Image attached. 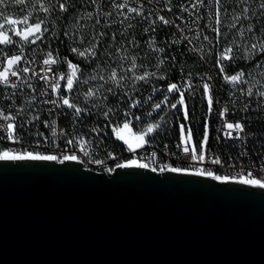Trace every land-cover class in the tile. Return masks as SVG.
I'll list each match as a JSON object with an SVG mask.
<instances>
[{
    "label": "snow or ice",
    "instance_id": "1",
    "mask_svg": "<svg viewBox=\"0 0 264 264\" xmlns=\"http://www.w3.org/2000/svg\"><path fill=\"white\" fill-rule=\"evenodd\" d=\"M154 0H147L151 5ZM256 0H253L255 3ZM234 6L231 11L225 7V0H194L190 7L194 13H189L194 19L192 27H185L184 24H177L175 19H169L159 12L147 11L145 0H0V90L6 91L5 98L13 99L17 91L22 88L36 91L32 80L34 78L44 81L46 87L40 92V103L53 106L49 109L51 114L54 108H67L72 111L73 116L79 119L82 114L91 109H103L102 115L109 121L105 127L111 128V133L117 141H122L126 145V151L135 154L145 145L150 144L151 134L158 130H163L161 121L167 123L165 116L159 117L156 122L154 113L163 111L162 106L177 109L181 106L183 119L185 122L190 120V114L186 105V92L194 95V86L192 84L193 73H185L180 69L183 82H168L163 89L153 86L151 94L147 99L136 98L134 93L138 91L136 85L152 83L154 80L167 81L166 65L167 53L164 47H157V41L154 35H150L147 48L153 53H164L165 56L156 59L154 64L146 65L141 59L138 51H129L139 49L140 44L135 37L128 38L129 29L133 27L131 21L137 17L149 24L144 28L145 33L154 34L157 28H174V39L170 41L172 45L186 42L188 52L199 56L200 61L207 62L212 60L213 67L218 70L217 76L223 81L224 85H230L228 95L233 106L240 97L252 98L258 97L264 101V64L257 57H264V31L256 29L252 23L244 24V21H251L258 15L252 11L249 0H233ZM21 7L23 12L27 8H32L33 12L24 14L22 19H16L6 14L10 7ZM91 7V10H88ZM173 0H164L162 11L171 13L173 11ZM180 12H189V7L180 5ZM200 8H208V23L202 27L198 23L203 17L199 14ZM110 9V10H107ZM259 15H264V0L258 2ZM147 13V14H146ZM42 14V15H40ZM69 17L71 22L69 24ZM176 19H183L182 16ZM61 20H64L61 35L65 40H70L72 45L70 51L74 56L80 58L79 63H74L67 57L61 58L58 52L51 49L50 44L47 51H43L42 68L37 72L27 66L35 63V59H28L25 55V49L37 45L38 42H45L50 36L59 39L55 32L56 26ZM127 22V23H126ZM124 26L119 31L121 39H117L118 33L113 26ZM113 29L111 33L107 30ZM204 29L211 32V36L205 34ZM192 32L189 36L186 33ZM176 33H179L177 36ZM15 38V39H14ZM64 41L62 40L61 43ZM204 42H207L206 44ZM11 53V54H10ZM149 52L144 53L147 58ZM173 60L175 58L173 57ZM237 61L252 63V67L258 69L255 75L249 73L245 68L229 73L228 69L234 67ZM61 64L66 65L67 71H57ZM173 63L170 67H175ZM149 67L155 70H149ZM87 70V75L85 74ZM43 73V74H42ZM196 75L202 81L203 98L207 103V114L215 112L217 118L221 121L217 129V140L222 134L225 139L243 140L242 134L245 133V124L237 120L231 122L227 117L230 112L228 106L219 108L214 104H219L213 93L214 79L207 73ZM61 81L64 82L61 85ZM130 82L131 87H128ZM86 86V87H85ZM81 88L83 91L81 92ZM50 89V92H49ZM119 90V92H117ZM157 92H161L163 98L153 103V97ZM0 94H5L0 91ZM170 94H178L175 103L169 100ZM111 96L127 97L126 108L108 107L105 102ZM75 97V99L70 98ZM55 97V98H52ZM85 107H80L76 100L81 99ZM36 100L33 96L28 102L29 105ZM147 105L151 110H146L142 115H135L133 109H139ZM11 105L0 107V128L7 133L6 139L13 143H19L20 138L17 133V117L24 112L22 107L9 111ZM249 105L244 104L243 110L248 111ZM121 117L114 123L111 117ZM33 119L38 120L39 116ZM30 122V121H29ZM142 124L140 130H134V125ZM56 121H45V127H52V137L57 136L55 130ZM19 127H23L20 124ZM187 127V135L185 128ZM92 131H97L92 129ZM62 132V130H61ZM180 144L182 158L186 162L204 163L210 160L213 165H221L222 160L219 156L211 157L208 154L209 144V125L207 117L204 123L203 137L197 146L193 143V132L190 125L181 123L179 125ZM63 134V133H62ZM235 134V135H234ZM41 135H43L41 133ZM4 137H0L2 139ZM91 141L84 137H73L65 141V149L62 154L42 153L30 150H0V161H57L60 164L65 162L83 163L76 152L82 153L83 157L89 158V163L95 165H105L101 159H92L89 145ZM52 147L59 148L53 140ZM167 148V145H165ZM167 155V153H166ZM174 155V154H173ZM108 158L116 160V156L108 153ZM146 159L149 162H142ZM142 159H127L124 162L116 163L114 167H105V171L111 173L116 169H148L152 172L160 173H182L185 175L197 177H210L215 181L222 183H236L239 185L254 186L264 189V179L257 178L249 170L246 173L241 170L236 175L217 174L204 167H180L172 166L170 163H158L157 153L153 151L149 156ZM231 167V165H230Z\"/></svg>",
    "mask_w": 264,
    "mask_h": 264
},
{
    "label": "water",
    "instance_id": "2",
    "mask_svg": "<svg viewBox=\"0 0 264 264\" xmlns=\"http://www.w3.org/2000/svg\"><path fill=\"white\" fill-rule=\"evenodd\" d=\"M0 264H264V189L0 161Z\"/></svg>",
    "mask_w": 264,
    "mask_h": 264
},
{
    "label": "built area",
    "instance_id": "3",
    "mask_svg": "<svg viewBox=\"0 0 264 264\" xmlns=\"http://www.w3.org/2000/svg\"><path fill=\"white\" fill-rule=\"evenodd\" d=\"M147 1L145 0V3ZM182 16L183 19H180L182 23H188V19L191 17L189 12H185ZM178 16H175L178 17ZM169 19H175L168 17ZM176 23H177V19ZM189 27H192L195 30V25L191 22L188 23ZM187 35L191 36L192 32L186 33ZM15 39V38H14ZM27 48L25 49V53ZM11 54V53H10ZM28 59H35V63L27 65L31 67L33 70L39 72L42 68V59H37L36 56L29 57ZM149 70H155L150 69ZM57 71H63L59 67H57ZM205 73L212 75L214 79L210 81L213 84V93L216 99L220 101L219 104H214V107L218 110L221 107L228 106L230 108V112L228 114V119L231 122H235L237 120L241 121L245 124L246 131L242 136L244 137L243 140L237 139H225L222 134L220 135V139L217 140V129L221 125V121L217 118L215 112L211 115L207 114V103L206 100L203 98V88H202V81L200 78L195 74L192 76V84L194 86L195 94H186V99L189 105V101L192 98L196 101V105L201 111V118L200 120H196L193 115H191L190 120L185 122L187 125H190L193 132L194 143L197 146V151H199V144L203 137V130H204V123L207 117L208 125H209V144L208 154L211 157L219 156L222 160L221 165H213L210 163V160H206L204 163H196V162H186L182 158V147L177 148L176 145L180 144V137L179 134L176 139L172 140H165L162 142L152 141L150 144L145 145L143 149H139L135 154L129 153L126 151V145L123 144L122 141H117L113 134L111 133L110 127H105L108 123L104 120H89L87 116L84 117L82 115L79 119H76L72 111L67 108H54L49 114V109H52L53 106L50 104H41L39 101L42 99L40 97V92L44 90L46 87L44 81L38 80L34 78L32 83L36 88V91L33 92L31 89L22 88L17 91L16 97L9 100L5 98L6 91L11 90H0L4 91L5 94H0V107H5L10 105L11 103L14 104L15 108H20L21 106L18 104V101L21 100L23 97L21 95H31L36 97V100L32 102V110L31 107H28L29 114L26 117L28 119V125L26 128L19 127L22 122L16 120L18 125L17 133L20 138L19 143H13L6 139L7 133L4 129L0 128V137H4L0 139V150L3 149H12V150H30V151H39L42 153H53V154H62L63 150L65 149V141L67 139H71L73 137H84L85 139L91 141L89 145V150L91 152L92 159H101L105 161V165H95L93 163H89V158L83 157L82 153L76 152L77 156L83 160L85 166L95 169L101 172L105 171V167H114L116 163L124 162L127 159H132L134 156L135 158L142 159L144 157L149 156L153 151L157 153V161L158 163H170L172 166H180V167H204L205 169L212 170L217 174H230L236 175L239 171L243 170L245 173L251 170L254 175L259 179H264V153L262 152V144L258 143L259 134L253 129L248 127V117H251L252 114H262L264 116V101H260L258 97L252 98H245L240 97L239 100H236L235 106H233L232 102L230 101L228 90L230 89V85H227V89L219 95L216 90V72L214 71H205ZM205 73H200L201 75ZM43 74V73H42ZM180 80H182L181 75L179 76ZM61 85L63 81L60 82ZM50 92V89H49ZM55 98V97H52ZM247 103L249 105L248 111H244L243 107L244 104ZM23 108V107H22ZM27 108V107H26ZM9 111L10 108L8 109ZM14 112V111H13ZM25 112V109H24ZM24 112L22 116H24ZM68 116V119L63 120L62 114ZM34 116H39V119H33ZM24 118V117H23ZM73 122L71 123V120ZM55 120L56 125L55 130L57 131V136L52 137V127H45L44 122L48 121L51 122ZM247 120V122H246ZM30 121V122H29ZM36 123L37 127L32 128L31 125ZM2 123V121H0ZM71 123V124H70ZM92 129H96L97 131H92ZM187 129V127H186ZM62 130V132H61ZM41 133L43 135H41ZM63 133V134H62ZM235 135V134H234ZM55 141L56 144L60 145L59 148L52 147V142ZM167 145V148H165ZM253 149L257 152H253ZM108 153H112L116 156V160H111L108 158ZM167 153V155H166ZM174 154V155H173ZM142 162H149L146 159H142ZM231 165V167H230ZM151 168V167H150Z\"/></svg>",
    "mask_w": 264,
    "mask_h": 264
},
{
    "label": "trees",
    "instance_id": "4",
    "mask_svg": "<svg viewBox=\"0 0 264 264\" xmlns=\"http://www.w3.org/2000/svg\"><path fill=\"white\" fill-rule=\"evenodd\" d=\"M147 1V0H146ZM105 2H107V0H105ZM194 2V0H173V11L171 13L167 12V11H162L161 9L164 6V0H154V2L149 5L147 4V2L145 3V8L147 9V11H154V12H159L161 15H165L166 17H170V18H175V16L180 15H185L186 13H181L180 12V5H184L186 7H189V11L191 13H194V10L190 7V4ZM258 2L259 0H256L255 3H253V0H249V3L252 7V11L253 12H257L258 15L256 17H253L251 21H244V24L247 25L248 23H252L254 25V27L256 29H259L261 31H264V15H259V10H258ZM234 6L233 4V0H225V7H227L229 9V11H231L232 7ZM22 7V6H21ZM21 7H13L10 6L7 10H6V14L10 17L16 18V19H22L24 14H27L28 12H33L32 8H27L25 9L23 12L21 11ZM91 10V7L88 9ZM110 10V9H107ZM210 11V9L208 8H200L199 9V14L201 17H203V19H201L198 23L201 25V27L204 24L208 23V19H207V15L208 12ZM147 14V13H146ZM42 15V14H40ZM176 19V18H175ZM194 19V14L193 16H191L188 20V23H191L192 20ZM71 22V18L69 17V24ZM65 21L61 20L59 22V24L56 26L55 28V32L57 34V36H59V39L55 38V37H49L45 42L40 43L38 42L37 45L34 46H30V48H27V51L25 53L26 58L32 57L33 55L36 56V58L42 59L43 56V51H47L48 50V46L50 44V47L52 50H54L55 52H58L60 57H67L69 60H72L74 63H79L80 62V58L74 56V54L71 53L70 48L72 45L70 40H65V38L61 35L62 29H63V25H64ZM127 23V22H126ZM133 27L131 29H129V33L130 35L128 36V38H132L135 37V39L137 40V42L140 44V48L139 49H132L129 47V51H138L139 55L141 57V59H143V62L146 65H150V64H154L156 62V59L162 58L165 56L164 53H153L150 52L149 49L147 48V42L149 39L150 35H154L156 41H157V47H164L167 53V58H166V65L164 67H166L167 70V76H168V80L164 81V80H160V81H156L154 80L152 83L149 84H144L143 82L138 83L136 85L137 89H139L138 91H136L134 93L136 98H140V99H147L148 95L151 94L152 91V87L156 86V87H161L165 84H167L168 82H183V80H180L179 76L181 75L180 73V69L183 68L184 72H191L194 75L196 73H205V71H214L218 72L217 69H215L213 67L212 64V60L211 58H209L207 60V62H203L200 61L199 56L188 52V45L186 44V42L182 43V44H177V45H172L170 43V41L172 39L175 38V36H173V33L175 32L174 28H157V31L152 34V33H145L143 31L144 28H148L149 24L143 20H141V18L137 17L136 19L131 21ZM188 23H182L180 19H177V24H184L185 27H189L187 26ZM124 26H117L114 25L113 29H115L118 33L117 39H121V37L119 36V31H121L123 29ZM113 29H108L107 31L109 33H111V31ZM205 34L208 35H212L211 32L208 29H204ZM176 35L178 36L179 33H176ZM64 41L63 43H61V41ZM205 44L207 42H204ZM43 50V51H42ZM145 52H149V56L147 58L144 57V53ZM173 57L175 58V60H173ZM257 59L260 60V62L262 64H264V57H257ZM175 64V67H170V65ZM252 63H254V61H249V62H243V61H237V63L235 64L234 67H231L228 69L229 73H232L236 70H238L239 68H245L249 73H252L253 75L256 74V72L258 71V69L252 67ZM61 70L63 71H67L66 69V65L61 64L58 66ZM150 69H153L151 67H149ZM87 75V70L86 73ZM64 84V82H63ZM62 84V85H63ZM223 84V81L217 77L216 78V90L217 93L219 95H221L226 89H227V85H224L223 87H221V85ZM86 87V86H85ZM128 87H131L130 82L128 83ZM83 91V88H81V92ZM117 92H119V90H117ZM187 94V92H186ZM21 97H23L21 100L18 101V104L23 107V109H25L24 112V116L19 115L17 117V120L19 122H22L24 128L27 127V123H28V119L26 120L27 115L29 114L28 107H31V109L33 110L34 107H32V103L31 105H29V101L31 100V95L28 94H24L21 95ZM72 99H75V97H71ZM161 98H163V95L161 92H157L155 94V96L153 97V103L158 102ZM178 98V94H170L169 95V100L171 103H175L176 99ZM189 101V105L186 99V104L189 110V114L190 117L191 115L194 116V118H196V120H200L201 118V111L204 110V108H202V110L200 108H198V106L196 105V101L192 98ZM77 104L80 107H85L82 97L79 100H76ZM106 105L108 107H113V108H119L121 110H124L126 108V103H127V97L124 96H111L109 95V99L107 102H105ZM11 108L10 110L15 111V106L14 104H10ZM27 107V108H26ZM163 111L158 112V113H154V117L155 120H151L149 122H156V120H159V117L161 115H164V113H167V116H165V120L167 121V123H164V121H161V124L163 126V130H158L157 132L151 134V140L152 141H157V142H162L165 140H172V139H176L178 134H179V125L181 122H184V119L181 115V106L178 105L177 109H170V107H164L162 106ZM146 110H151L147 105H143L141 108L139 109H133V113L135 115H142ZM102 111L103 109H91L87 112H85L84 117L87 116V118L91 121V120H104L105 122L109 123L108 120H106L104 118V116L102 115ZM24 117V118H23ZM121 117H116L113 116L111 117L112 122L114 123L117 119H119ZM62 119L63 120H67L68 116L62 114ZM74 119L71 120V123L73 122ZM247 122V120H246ZM34 123V122H32ZM70 123V124H71ZM32 128H36L37 125L36 123H34V125H31ZM143 125L142 124H138V125H134V130H140V128H142ZM248 127H250V129H253V131H256L259 134V140L258 143L262 144V152L264 153V116L262 114H252L251 117H248ZM111 129V128H110ZM256 150L258 149H253V152H257Z\"/></svg>",
    "mask_w": 264,
    "mask_h": 264
},
{
    "label": "rangeland",
    "instance_id": "5",
    "mask_svg": "<svg viewBox=\"0 0 264 264\" xmlns=\"http://www.w3.org/2000/svg\"><path fill=\"white\" fill-rule=\"evenodd\" d=\"M167 86V84H165V85H163V86H161L160 88L161 89H163V88H165ZM162 99V98H161ZM187 105V104H186ZM181 115H182V117H183V111L181 110ZM181 123H184V122H181ZM180 123V124H181ZM185 135H187V129L185 128ZM179 137H180V134H179ZM193 143H194V137H193Z\"/></svg>",
    "mask_w": 264,
    "mask_h": 264
}]
</instances>
